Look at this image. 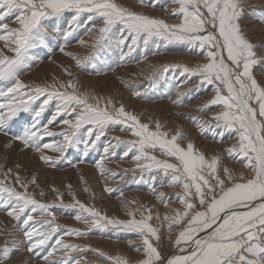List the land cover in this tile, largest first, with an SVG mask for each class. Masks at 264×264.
I'll list each match as a JSON object with an SVG mask.
<instances>
[{"label": "snow or ice", "instance_id": "obj_1", "mask_svg": "<svg viewBox=\"0 0 264 264\" xmlns=\"http://www.w3.org/2000/svg\"><path fill=\"white\" fill-rule=\"evenodd\" d=\"M138 2L146 7L160 5V0ZM168 2L176 5L170 13L179 21L177 23L134 11L117 0H0V134L10 137L7 146L19 142L21 150L33 149L40 154L41 161L56 167L69 150L78 145H83L86 157L97 148L102 137L120 126V130L128 131L133 139L110 138L103 147V157L95 165L100 175L109 174L119 179L127 175V169L117 173L105 167V161L116 156L117 148L123 145V157L132 153L131 158L137 162L134 171L149 174L151 191L161 198L165 207L171 198L156 191L157 186L183 189L175 195L182 208H174L171 210L174 214L163 216L169 233L166 239L172 246L171 252L166 254L161 226L153 224L161 220L159 213L154 214V207L135 200L122 201L126 218L109 216L94 203L81 201L71 191L73 202L65 204L64 194L53 187L60 204L74 210V218L88 226L86 229L66 227L57 223L51 211L55 202L44 203L28 190L29 185L36 184L35 178L25 183L18 172L11 168L3 171L0 165L3 175L0 197L8 216L17 221L25 217L28 227L23 235L29 242L28 251L56 237L55 246L43 257L47 264L88 261L87 255L73 256L72 253H92L106 264H264V83L256 74L259 70L264 76V39L254 40L244 23L248 18L249 0ZM251 14L255 16V11ZM66 15L70 16L66 25L57 27ZM10 17H14L12 22L17 27L10 26ZM256 19L264 24V14ZM81 27L86 34L97 33L91 45L82 38L77 40L81 46L93 48L85 56L65 50ZM174 43L197 52L206 62L193 68L164 65L163 71L179 68L181 75L186 74L183 83L195 77L198 87L213 86L215 95L198 110L204 111L212 105L222 107L223 110L213 116L215 127L235 134L237 143L226 151L240 160L251 175H234L232 169L221 166L220 157L207 159L181 131L175 134L166 131V124L159 120L143 122L122 100L117 102L111 96L77 92L78 81L74 79L57 86V83L36 84L21 78L33 62L42 59L40 51L51 53L58 49L74 60L78 68L91 66L95 70L97 63H105L103 57L108 49H118L119 63H125L138 49L144 51L146 59L150 45L157 49L153 54H159L162 47ZM64 72L73 76L70 68H64ZM132 91L140 99L150 98L146 91ZM186 94L177 91L173 103L183 104L180 97ZM207 124L203 121L198 126L203 131ZM51 126L67 128L54 132ZM56 136L62 139L44 142L45 138ZM45 149L60 155H46ZM157 152L164 158L154 154ZM83 162L78 159L76 163ZM158 176L162 179L158 180ZM138 179L143 180L144 176ZM67 187L72 188L70 184ZM104 190L110 194L116 191L107 184ZM84 191L89 192L93 200L99 198L88 187ZM40 195L45 193L41 191ZM37 210L50 219L37 220L33 215ZM93 230L136 234L140 243L132 247L139 258L131 260L91 245L64 242L65 236L84 238ZM7 244L8 241L0 249L3 254L0 264L11 258ZM57 251L63 252L62 258L50 260Z\"/></svg>", "mask_w": 264, "mask_h": 264}, {"label": "rangeland", "instance_id": "obj_2", "mask_svg": "<svg viewBox=\"0 0 264 264\" xmlns=\"http://www.w3.org/2000/svg\"><path fill=\"white\" fill-rule=\"evenodd\" d=\"M117 3L134 11L143 12L147 15L152 14L151 16L166 19L169 23L179 22L170 13V9L176 7V5H171L168 0H160V5L157 7H146L144 3H139L138 0H117ZM248 7V18L244 21L245 25L249 26L248 31L254 40L264 39V24L256 19V16L264 14V0H249ZM253 10L255 11V16L251 14ZM69 19L70 16L66 15L64 19L57 23V27L63 28ZM13 20L14 17L9 18L8 22L10 26L17 27L18 25L13 23ZM260 29H262V31H260ZM94 35H97L95 31L91 34H86L84 27L79 28L77 33H74L75 38H70L71 43L65 50L75 52L81 56L89 55L93 51V48L90 46H81L77 43V40L82 38L88 42V45H91L94 43ZM56 40L62 44V41H59V37H56ZM0 46H2V42H0ZM156 51L157 49L155 46L150 45V50L146 59L144 58V51L138 49L137 52H134L128 58V62L119 63V50L108 49L106 50V55L103 57L105 63H97L95 70L91 66L85 69L78 68L74 60L65 56L58 49H55L51 53L40 51L39 55L42 59L33 62L32 67L26 70L21 78L36 84L47 83L51 85L57 83V86H59L60 82L74 79L78 81L77 92H87L91 95L95 94L102 97L112 96L117 102L122 100L129 110L141 116L143 122L150 123L152 120H159L166 124V131H171L173 134H175L177 130L181 131L183 135L187 136L188 140L194 142L197 149L205 153L207 159H211L213 156L220 157L221 166L232 169L234 175H251L240 160L232 158L226 151L237 143L235 134H229L222 128L215 127L216 121L213 120V116L222 111V107L212 105L205 108L204 111L198 110L203 108L207 101L212 99L215 95L213 86L205 85L198 87L199 81L195 77L189 80L188 83H183L186 74L181 75V69L179 68L169 69L167 72L163 71L164 65L173 64H179L181 66L186 65L193 68L198 64L206 62L205 58L197 52L189 50L182 44H169L166 47H162L159 50V54H153ZM9 55H11V53H9ZM47 64L49 65L47 66ZM64 68H70L73 76H67L64 72ZM256 74L257 78L264 83V76H261L259 70H257ZM109 76L111 77L109 78ZM94 79L97 82L94 81ZM132 89H138L142 93L146 91L150 98L140 99L134 95ZM68 91L71 92L72 89H68ZM177 91L187 93L185 96L180 97V99L183 100V104L178 105L173 103V101L177 99ZM48 115L49 113L46 112L45 116ZM203 121H207L208 124L205 125L204 130L201 131L198 124ZM61 127L67 128V126H51V130L60 132ZM0 135L2 136V138L0 136V165L3 166V171L11 168L13 172H18L20 174L25 183L35 178L36 184L29 185L28 190L35 193V198L44 203L53 204V202H55L51 211L55 213L57 223L70 228L86 229L88 227L74 218V210L65 208L60 204V201L57 200V193L52 190L53 187L58 188L60 192L64 194L63 201L65 204L73 202L72 196L69 194V192L72 191L81 201L90 204L94 203L97 208L104 210L109 216H117L120 218H126L122 207V201L135 200L148 207H154V214H160L161 220L153 221V224L161 226L162 236L164 237L163 251L166 254L171 252L172 246L166 239L169 235L166 231L167 222L163 220V216L165 213L174 214L171 212L174 208H182L181 204L176 202L175 195L181 193L183 189L180 187H169L167 185L157 186L156 191L164 192L171 198L167 202V207H165V205L160 202L161 198H158L151 191V183L148 179L149 174L134 171L137 162L131 158L132 153H129L128 157H123L122 153L125 150L123 145L117 148L116 156H112L109 160L105 161V167L117 173H123L124 170L127 169V175H125L123 179L113 178L109 174H105V176L102 177L98 168L95 166L103 157V147L108 145L110 138L120 137L124 140L133 139L128 131H121L120 126H116L112 131L108 132L105 137H102L97 148L89 151L86 157L83 156V145L81 144L75 149H70L66 158L62 159L56 167H50L45 162L41 161L39 158L40 154L33 149L21 150L19 142L8 147L7 145L10 137H6L2 134ZM61 139L60 136L54 138L48 137L45 138L44 142L51 143L53 140L59 141ZM6 140H8V142ZM182 143L186 144V141ZM45 154L52 157L60 155L48 149H45ZM154 154L158 155L161 159L164 158L160 156L158 152ZM78 159H83L85 162L76 163ZM73 164H75V166H72ZM17 165L19 167H17ZM141 175L144 176L143 180L138 179ZM51 176L55 178L53 179ZM0 178H3L2 172H0ZM157 179H162V177L158 176ZM85 180L87 184L84 183ZM69 184L72 186L71 190L67 187ZM106 184L116 191L111 194L106 192L104 190ZM85 187L90 188L91 192L95 193L99 198L93 200L90 193L84 191ZM41 191H43L45 195L41 196ZM121 192L123 195H121ZM129 206L132 208L136 207L135 205ZM1 214L2 217H0V221L2 222H0V233L2 234H0V249H3L6 241H8V248L11 249V258L4 260L3 264H47L43 257L55 246L56 237H52L46 241L44 245L36 248L34 251H28L29 242L23 235V232L28 227V225L24 223L25 217L22 216L21 219L17 221L8 216L5 211L2 197H0V216ZM29 214L33 213L29 212ZM33 215L37 220L50 219V217L42 216L39 210ZM12 241H19V243H12ZM64 242L91 245L92 248L102 249L112 255L121 254L129 257L131 260L139 258L137 255L138 253H136L132 247V244L140 243V240L134 233L93 230L92 233L84 238L65 236ZM2 255L3 254L0 253V256ZM72 255H87L88 261H95V264H106L104 260L92 253H72ZM62 256L63 252L57 251L53 256L49 257V259L59 260ZM88 261H81V264H88Z\"/></svg>", "mask_w": 264, "mask_h": 264}, {"label": "bare ground", "instance_id": "obj_3", "mask_svg": "<svg viewBox=\"0 0 264 264\" xmlns=\"http://www.w3.org/2000/svg\"><path fill=\"white\" fill-rule=\"evenodd\" d=\"M172 5V4H171ZM167 11V10H166ZM152 15V14H151ZM168 18V17H167ZM257 24H259V23H257ZM256 25V24H255ZM262 26V25H261ZM249 27V26H248ZM256 27H257V25H256ZM264 29V28H263ZM253 30V29H252ZM256 30H258V29H256ZM260 31H262V29H260ZM250 33V32H249ZM262 33V32H261ZM260 33V34H261ZM253 34V33H252ZM95 36V35H94ZM88 37V36H87ZM88 39V38H87ZM76 48V47H75ZM83 48H85V47H83ZM79 50V49H78ZM86 51V50H85ZM9 54V53H8ZM182 56V55H181ZM63 61V60H62ZM144 63V62H143ZM53 64H55V63H53ZM57 64V63H56ZM49 64H47V66H48ZM68 65V64H67ZM161 65V64H160ZM44 66V65H43ZM42 66V67H43ZM41 67V68H42ZM65 67V66H64ZM44 70V69H43ZM39 72H41L40 70H38ZM128 71V70H127ZM130 71V70H129ZM38 73V72H37ZM42 73V72H41ZM64 73V72H63ZM122 73H123V71H122ZM40 74V73H39ZM113 74V73H112ZM65 76V75H64ZM111 76H109V78H110ZM42 78V77H41ZM101 79V78H100ZM99 80V79H98ZM93 81V80H92ZM94 81H96L95 79H94ZM100 81V80H99ZM105 81V80H104ZM262 81V80H261ZM97 82V81H96ZM100 82H102V81H100ZM111 86V85H110ZM102 88V87H101ZM110 88V87H109ZM105 90V89H104ZM111 90V89H110ZM207 90V89H206ZM91 92V91H90ZM93 92V91H92ZM105 92H107V91H105ZM103 93H104V91H103ZM112 93V92H111ZM95 95V94H94ZM210 96V95H209ZM112 97V96H111ZM196 102V101H195ZM194 102V103H195ZM167 106V105H166ZM161 107V106H160ZM167 108V107H166ZM137 109V108H136ZM140 109V108H139ZM151 109V108H150ZM144 110V109H143ZM168 110V109H167ZM163 111V110H162ZM174 111V110H173ZM191 111V110H190ZM212 112V111H211ZM148 113H149V111H148ZM190 113V112H189ZM168 114V113H167ZM145 118V117H144ZM181 119V118H180ZM191 130V129H190ZM193 130V129H192ZM55 131V130H54ZM176 132V131H175ZM113 133V132H112ZM173 133V132H172ZM197 135V134H196ZM1 136V135H0ZM1 138H2V136H1ZM220 139V138H219ZM230 139V138H229ZM9 140V139H8ZM8 140H6L7 142H8ZM209 142V141H208ZM215 142V141H214ZM211 143V142H210ZM222 143V142H221ZM203 144V143H202ZM217 145V144H216ZM221 145V144H220ZM215 146V145H214ZM1 147V146H0ZM221 149V148H220ZM8 150V149H7ZM204 150V149H203ZM212 150V149H211ZM220 151V150H219ZM212 152V151H211ZM211 156V155H210ZM226 156V155H225ZM209 158H211V157H209ZM19 159V158H18ZM136 162V161H135ZM18 163V162H17ZM44 172V171H43ZM42 173V172H41ZM85 173V172H84ZM72 174V173H71ZM49 176V175H48ZM44 177V176H43ZM42 177V178H43ZM76 177V176H75ZM51 178H55V177H52L51 176ZM84 178V177H83ZM69 180V179H68ZM42 182V181H41ZM52 182V181H51ZM96 182V181H95ZM56 184V183H55ZM51 186V185H50ZM100 187V186H99ZM72 192V191H71ZM175 192V191H174ZM128 193V192H127ZM142 193V192H141ZM129 195V194H128ZM135 195V194H134ZM79 196V195H78ZM130 197V196H129ZM152 199V198H151ZM153 200V199H152ZM110 202V201H109ZM151 202V201H150ZM174 202V201H173ZM176 202H178V201H176ZM100 203V202H99ZM115 206V205H114ZM136 206V205H135ZM179 206V205H178ZM107 207V206H106ZM117 207V206H116ZM170 207V206H169ZM172 207V206H171ZM122 209V208H121ZM104 211V210H103ZM121 211V210H120ZM114 213V212H113ZM117 214V213H116ZM0 217H2V214H1V216ZM1 219V218H0ZM11 219V218H10ZM0 222H2V221H0ZM11 222V221H10ZM164 223V222H163ZM159 226V225H158ZM2 230V229H1ZM136 238V237H135ZM103 244V243H102ZM95 246V245H94ZM97 246V245H96ZM109 246V245H108ZM120 246V245H119ZM164 248V247H163ZM166 250V249H165ZM136 252V251H135ZM136 254V253H135ZM19 255V254H18ZM60 255V254H59ZM138 256H139V254H137ZM57 256V255H56ZM26 258V257H25ZM29 258V257H28ZM38 259V258H37ZM14 260V259H13ZM23 263V262H22ZM98 264V263H97Z\"/></svg>", "mask_w": 264, "mask_h": 264}]
</instances>
